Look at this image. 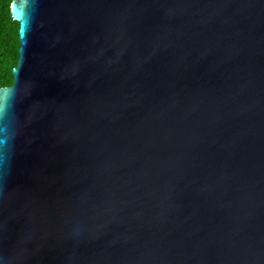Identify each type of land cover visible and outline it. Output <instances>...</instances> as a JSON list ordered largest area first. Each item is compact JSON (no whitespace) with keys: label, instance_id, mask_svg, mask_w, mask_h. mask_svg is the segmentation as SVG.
<instances>
[{"label":"water","instance_id":"95a60500","mask_svg":"<svg viewBox=\"0 0 264 264\" xmlns=\"http://www.w3.org/2000/svg\"><path fill=\"white\" fill-rule=\"evenodd\" d=\"M0 264H264V0H11Z\"/></svg>","mask_w":264,"mask_h":264},{"label":"trees","instance_id":"16d2710c","mask_svg":"<svg viewBox=\"0 0 264 264\" xmlns=\"http://www.w3.org/2000/svg\"><path fill=\"white\" fill-rule=\"evenodd\" d=\"M11 0H0V87L12 83L11 70L17 62L18 24L9 14Z\"/></svg>","mask_w":264,"mask_h":264}]
</instances>
